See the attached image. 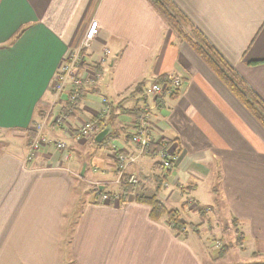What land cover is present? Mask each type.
Instances as JSON below:
<instances>
[{"label":"crops","instance_id":"1","mask_svg":"<svg viewBox=\"0 0 264 264\" xmlns=\"http://www.w3.org/2000/svg\"><path fill=\"white\" fill-rule=\"evenodd\" d=\"M171 1L264 103V0ZM95 22L85 67L99 68L101 78L71 105L67 92L54 90L57 75ZM169 77L182 80L176 96L145 94ZM57 113L64 128L49 124L45 133L68 146L69 158L51 146L26 162L32 127ZM145 113L154 143L178 148L168 189L156 191L159 157L140 156L131 141ZM87 122L98 123L97 133L77 141ZM102 127L110 133L99 146ZM6 134L17 141L0 149V264H203L199 229L175 233L135 200L156 194L187 226V215L200 222V213L180 208L189 197L205 209L201 186L245 240L264 244V128L147 0H0V137ZM115 153L138 158L127 171L139 181L131 195L117 184ZM89 186L95 192L85 197ZM98 191L120 200L103 202Z\"/></svg>","mask_w":264,"mask_h":264},{"label":"built area","instance_id":"2","mask_svg":"<svg viewBox=\"0 0 264 264\" xmlns=\"http://www.w3.org/2000/svg\"><path fill=\"white\" fill-rule=\"evenodd\" d=\"M98 23L95 22L91 25L90 30L86 34V38L83 41L82 47L79 52L70 54L65 60L61 71L57 75L56 83L54 90L57 95L67 92L68 102L71 105H75L79 99L80 93L84 88L96 84V82L101 78V73L88 70L87 67V55L84 51L90 49L91 42L97 34ZM84 48V49H83ZM111 55L109 50L105 51L104 57L100 59L99 66H102L107 63V59ZM182 80L179 77H169L164 81L153 83L145 89V94L150 96L154 100H159L166 97L176 96L182 88ZM68 86V87H67ZM148 114L142 117L139 125L137 126L136 132L133 134L131 141L135 145L138 154L141 156L145 153L147 148L154 143L153 137L148 128ZM62 118L58 117L55 120L57 125H61ZM43 126L39 128L36 132L35 139L31 141L27 161H32L40 149L49 143V139L43 133ZM98 131L97 122H88L82 125L77 133L74 135L77 141H80L87 137L94 136ZM162 150L159 153V165L164 172H168L172 169L177 156L178 148L174 143H161ZM56 148L63 152L68 150L65 143L59 142L55 143ZM69 158V153L66 156V159ZM136 156L127 155L125 153H118L116 156V161L118 162V175H117V184L121 185L122 178L127 177L128 169L130 166L134 165L137 162ZM128 183L132 185L139 184L138 179L130 175L128 176ZM114 201L118 202L120 200L119 196L112 197ZM110 196L104 194L102 196V201H108Z\"/></svg>","mask_w":264,"mask_h":264},{"label":"rangeland","instance_id":"3","mask_svg":"<svg viewBox=\"0 0 264 264\" xmlns=\"http://www.w3.org/2000/svg\"><path fill=\"white\" fill-rule=\"evenodd\" d=\"M58 117L62 118L60 126L57 125V123H55V120ZM64 120L65 118L62 113L51 115L49 119L45 117L38 124H35L32 127L31 130L34 132V135L32 136L31 141L35 139L37 130H39V128L43 126L42 131L44 135L49 139V141H51V143H49L44 147H51V146L54 147L58 152H60L64 156L63 160H67L66 156L69 153V150H65L63 152L59 151L56 148L55 143H59L60 141H56L55 139L49 138L45 133V129L48 127L49 124L54 126L55 129L57 130H62L64 128ZM71 135L73 136V134ZM15 141H17V138L13 137L11 134H6L5 136L0 137V149L8 146L11 147V142L15 144L16 143ZM31 141L28 143L29 145L27 148V157H28ZM94 145L97 146V144ZM44 147H42L40 151ZM96 151L97 149L93 148L89 156H93L96 153ZM39 152L36 154V157L39 154ZM117 154L118 153L113 154L115 161ZM75 156H78L77 152H75ZM36 157L34 159H36ZM26 162H31V161H27L26 159ZM157 167L160 168L159 163H157ZM100 174L101 173H99V175ZM164 185L166 189H168L169 181L166 182ZM204 188L206 187L201 186L197 194L199 195V200L203 202L200 203L198 201V203L201 206H203V208H205L203 209V211L202 209L196 207L193 200H191V198L187 196H186L187 198L185 197L186 198L185 205L180 208L181 211L185 209V211L187 212L190 211L192 213L195 212L200 213V215H198L200 222L197 221L198 219H196L198 223L195 220H193V214H188L186 217L188 224L182 229L181 233L179 234L181 235H185L187 233L190 234L193 233V231H196V229H199L201 231V234L199 235L201 236L202 239L200 240V244H198V247L200 248L199 252L203 264H264V244L260 242L259 243L255 242L254 237L253 240L250 239L249 237L247 238V240H245L243 234H241V230L237 228V226H235L234 223L230 222L231 219L229 218L230 216L229 211L226 208L224 209V206L221 202H219V199H216L215 197L208 199V196L205 197L206 192ZM89 190H90L88 192L89 194H86L85 197L93 196V192H95V190H93V187L89 186ZM104 190L110 191L111 189L109 187H105ZM197 195L193 194V196H197ZM219 210H221V213H219ZM209 217L212 219L211 225L208 224V222H206V220H208ZM189 220H191L192 222L191 224ZM229 223H231V225L227 226ZM239 246L243 249V251L240 249ZM225 249H227L225 256L222 259L219 258V256L221 255V253L225 251ZM255 254H257V256H255ZM252 255L255 257L252 258Z\"/></svg>","mask_w":264,"mask_h":264},{"label":"trees","instance_id":"4","mask_svg":"<svg viewBox=\"0 0 264 264\" xmlns=\"http://www.w3.org/2000/svg\"><path fill=\"white\" fill-rule=\"evenodd\" d=\"M153 8L162 16L169 27L176 34L177 38L181 42L188 43L199 55L200 57L209 65V67L219 76V78L225 83V85L233 92V94L242 102V104L247 108V110L255 117V119L264 128V103L252 92V90L247 86V84L239 77L235 70L230 67L223 58L217 53L208 43V41L203 37V35L191 24L187 17L177 8V6L171 0H147ZM86 54V53H85ZM88 57V56H87ZM257 64V63H254ZM95 68V67H94ZM97 68V67H96ZM96 71V70H93ZM97 68L96 72H99ZM100 73V72H99ZM164 81V80H163ZM142 86L138 87L139 92L142 93L140 89ZM135 112L139 111H132ZM98 124V123H97ZM139 124V123H138ZM104 127H102V130ZM115 138V137H114ZM106 142L98 144L103 145ZM170 142H168V145ZM162 150V146L153 143L150 145L144 154L153 158L159 156ZM160 169H162L160 167ZM173 167L170 171L164 172L158 177V186L156 191H159L162 186L168 182V176L172 172ZM128 176L122 178L121 185L123 187V193L125 196L131 195L136 192V186L128 183ZM98 196H101L103 191H98ZM120 197V196H119ZM110 199H113L112 197ZM124 201V199H122ZM135 200L138 203L147 204L151 207V219L153 221H160L161 219H166L169 227L175 233H181L182 229L186 224L182 220L180 211L178 210H167L166 207L157 200L156 194L143 195L137 193L135 195ZM227 252V249L219 258H223Z\"/></svg>","mask_w":264,"mask_h":264},{"label":"water","instance_id":"5","mask_svg":"<svg viewBox=\"0 0 264 264\" xmlns=\"http://www.w3.org/2000/svg\"><path fill=\"white\" fill-rule=\"evenodd\" d=\"M109 133H110V128H106V129H104L102 132H100V133L97 135L95 141H96L98 144L102 143L103 140L109 135Z\"/></svg>","mask_w":264,"mask_h":264}]
</instances>
